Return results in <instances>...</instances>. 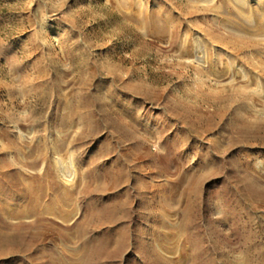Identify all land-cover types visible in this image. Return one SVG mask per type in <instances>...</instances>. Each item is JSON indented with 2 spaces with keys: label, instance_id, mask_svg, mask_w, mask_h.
Segmentation results:
<instances>
[{
  "label": "rangeland",
  "instance_id": "374dc122",
  "mask_svg": "<svg viewBox=\"0 0 264 264\" xmlns=\"http://www.w3.org/2000/svg\"><path fill=\"white\" fill-rule=\"evenodd\" d=\"M128 120L131 136L112 125ZM249 258L264 264V0H0V264Z\"/></svg>",
  "mask_w": 264,
  "mask_h": 264
},
{
  "label": "bare ground",
  "instance_id": "6f19581e",
  "mask_svg": "<svg viewBox=\"0 0 264 264\" xmlns=\"http://www.w3.org/2000/svg\"><path fill=\"white\" fill-rule=\"evenodd\" d=\"M250 99V98H249ZM208 102V101H207ZM134 122H132L131 120L127 121V123L125 124V130L122 128H118L114 123H112L113 126H115V129L120 133V134H124V136H131V133L134 131V130H137L136 128V125L134 126ZM191 128V127H190ZM193 129V128H192ZM123 137V136H122ZM129 138V137H128ZM107 148V146H106ZM105 148V149H106ZM105 149H103L105 151ZM107 150V149H106ZM103 151V152H104ZM102 152V154H103ZM108 152V151H106ZM105 155V154H104ZM116 178V177H115ZM118 181V180H116ZM186 183H187V186L185 187V189L183 190V193H182V200L184 201L185 205H184V209H185V213L189 212L190 209L192 208V205L194 203V201L191 200V197H196L198 195V186L200 184V181L197 177H191L190 179L186 180ZM116 209V208H115ZM123 210V209H122ZM189 214V213H188ZM102 222V221H101ZM123 223V225L121 224ZM110 227L109 229H112V230H116L117 233L121 232L123 229L122 227H124V224L126 225V223H124V220L121 218H117V219H113V221H111L110 223ZM106 227V226H105ZM161 228V227H160ZM160 228L158 229H155L152 233H155V234H158V232H162V230H160ZM150 229V228H149ZM168 232V231H167ZM154 235V234H153ZM110 236V235H109ZM112 239V238H111ZM171 240V239H170ZM118 242H119V239H118ZM117 244V243H115ZM120 245H121V242H120ZM116 246V245H115ZM118 247V246H117ZM168 248V247H166ZM170 248V247H169ZM115 249V248H114ZM116 250V249H115ZM213 262V261H212ZM211 264H214V263H211ZM245 264V263H244ZM247 264H257V263H254L250 260V258L248 259V263Z\"/></svg>",
  "mask_w": 264,
  "mask_h": 264
}]
</instances>
